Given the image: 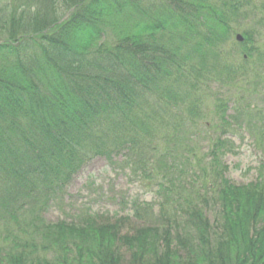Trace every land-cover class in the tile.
Masks as SVG:
<instances>
[{
    "label": "trees",
    "instance_id": "16d2710c",
    "mask_svg": "<svg viewBox=\"0 0 264 264\" xmlns=\"http://www.w3.org/2000/svg\"><path fill=\"white\" fill-rule=\"evenodd\" d=\"M146 1L9 0L4 8L0 215L23 217L46 253L14 245L0 253V264H120L123 248L130 264H264V183L232 184L221 140L206 165L194 153L167 149L148 163L161 178L160 199L131 202L141 224L131 235L118 230L127 216L113 223L44 220L50 201L87 161L112 162L122 152L140 158L145 141L158 153L155 146L176 141L173 130L183 127L166 134V119L201 117L207 86L264 79L261 56L246 67L259 51L253 36L241 54L226 50L235 32L224 11L231 0H169L152 12ZM58 7L73 11L62 21ZM109 30L114 41L103 42ZM215 100L217 118L230 126L229 102ZM234 110L242 113L240 104ZM174 155L179 164L164 165ZM197 171L186 187L190 197L183 185Z\"/></svg>",
    "mask_w": 264,
    "mask_h": 264
},
{
    "label": "rangeland",
    "instance_id": "374dc122",
    "mask_svg": "<svg viewBox=\"0 0 264 264\" xmlns=\"http://www.w3.org/2000/svg\"><path fill=\"white\" fill-rule=\"evenodd\" d=\"M262 2L264 1L254 0L253 3L246 4L244 0L239 2L231 0L229 5L224 8L226 15L231 17L230 24L233 30L241 34V31L245 29L255 39L259 51L251 56L253 60H247V68L248 64L251 65L254 59L260 58V56L264 61V9H262ZM151 3L150 11H153L158 6L169 3V0H147L145 6L150 8ZM234 4L235 6L231 8V5ZM8 5L9 0H0V17L4 15V8ZM72 11L73 9L66 10L58 7L57 14L64 21ZM107 33L102 41L113 42L112 31L109 30ZM234 36L228 39L225 44L226 50L230 54L242 51L241 47L234 44ZM4 38L0 36V42H3ZM224 83L226 85L207 86L210 92L203 89L207 97L205 105H201V112L210 115L208 113L210 111L213 116L210 115L207 119L200 121L197 117H190L191 113H181L175 114L176 118L169 116L166 119V123L162 127V131L166 134L169 130L172 131L176 125H183V127L179 133L173 130V134H176L173 136L176 141H171L167 145L161 141L162 149L155 146L158 153L152 151L145 141L141 144L140 158L122 152L121 154L117 153L112 162L100 156L87 161L72 177L65 189L59 191L58 195L50 201L47 211L43 214L44 220L48 223L65 221L79 224L86 217L93 216L100 223H113L115 219L129 216L126 221L121 222L118 230L122 236L131 235L141 224L131 217L129 203L135 200L153 203L160 199L157 193L161 192L159 185L162 184V181L160 177L156 176V169L151 168L148 163L153 159L161 161L160 155L164 153V149H167L174 150L175 152L172 154L194 153L206 165L209 161L205 157L208 153L216 151L217 140L224 142L221 162L227 167L225 175L232 184L245 186L256 181L264 183V79L251 84L249 80H243L240 83L239 81L231 83V81L224 80ZM183 89L180 87L177 92L181 93ZM199 92L201 96H204L201 91ZM217 98L229 102L226 116L228 120L232 117L230 125L232 127L221 123L216 118L214 108ZM238 104L242 107V110H238L242 112L240 115H237L234 110ZM206 122L210 123L209 128L205 126ZM181 159L180 156L174 155L172 158L168 157L167 160L162 161L164 165L175 164L177 166ZM178 174L179 169L171 176L177 179ZM195 174L189 173L187 181L183 185L185 195L190 197L194 195L189 193L190 189L186 187L191 184V180L197 182V177L201 176L198 171ZM169 179H171L170 175ZM31 233L32 230L23 217L18 216L14 221L0 215V253H4L10 248L14 249V245H19L18 249L20 250H37L41 254L46 253V250L41 251L43 239L37 235L32 237ZM180 233H182V229ZM120 253V264H130V253L124 248L120 250ZM44 256L53 263V255ZM62 258L64 259V257Z\"/></svg>",
    "mask_w": 264,
    "mask_h": 264
}]
</instances>
